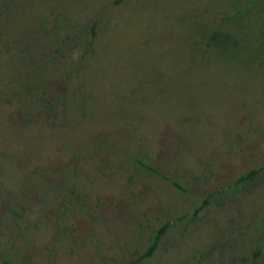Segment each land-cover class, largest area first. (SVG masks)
<instances>
[{"label":"rangeland","instance_id":"1","mask_svg":"<svg viewBox=\"0 0 264 264\" xmlns=\"http://www.w3.org/2000/svg\"><path fill=\"white\" fill-rule=\"evenodd\" d=\"M0 264H264V0H0Z\"/></svg>","mask_w":264,"mask_h":264},{"label":"trees","instance_id":"2","mask_svg":"<svg viewBox=\"0 0 264 264\" xmlns=\"http://www.w3.org/2000/svg\"><path fill=\"white\" fill-rule=\"evenodd\" d=\"M121 1L122 0H114L115 3H119ZM258 172H259L258 170L254 169L248 173L241 175V177L237 180V183L247 182V181L254 179L257 176ZM169 226H170L169 223H166V224L162 225L156 231V234H155L152 242L150 243L148 249L146 250V252L144 253V255L142 257H149L154 253V251H155L156 247L158 246L162 236L164 235L166 230L169 228Z\"/></svg>","mask_w":264,"mask_h":264}]
</instances>
